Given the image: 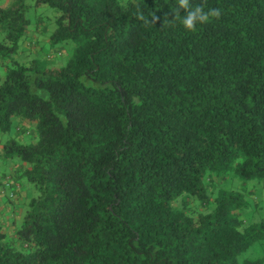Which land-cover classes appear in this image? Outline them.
I'll list each match as a JSON object with an SVG mask.
<instances>
[{
  "label": "trees",
  "instance_id": "obj_1",
  "mask_svg": "<svg viewBox=\"0 0 264 264\" xmlns=\"http://www.w3.org/2000/svg\"><path fill=\"white\" fill-rule=\"evenodd\" d=\"M190 2L221 15L0 4V264H237L264 241V205L246 221L222 185L264 182V0Z\"/></svg>",
  "mask_w": 264,
  "mask_h": 264
},
{
  "label": "rangeland",
  "instance_id": "obj_2",
  "mask_svg": "<svg viewBox=\"0 0 264 264\" xmlns=\"http://www.w3.org/2000/svg\"><path fill=\"white\" fill-rule=\"evenodd\" d=\"M10 1V0H0V4L3 2ZM24 4L28 5L27 7V14H29L32 19L40 14V13H47L51 14V10L45 7H34L33 0H24ZM33 22V21H32ZM65 58L61 59V63L56 62L57 65L63 64ZM13 134V133H12ZM21 143H28L31 141L29 137L20 136L19 138ZM223 188L228 190H238L243 195L247 196V207L242 211V215L246 221H249L250 218L258 217L261 209L259 203L264 205V182L257 181V180H241L236 175L231 172L224 174V179L222 181ZM253 195V196H252ZM2 200L0 199V204ZM257 203V206H255ZM251 258V259H261L262 264H264V241H255L249 247H247L244 251L240 252L237 257V264H240L243 259Z\"/></svg>",
  "mask_w": 264,
  "mask_h": 264
},
{
  "label": "clouds",
  "instance_id": "obj_3",
  "mask_svg": "<svg viewBox=\"0 0 264 264\" xmlns=\"http://www.w3.org/2000/svg\"><path fill=\"white\" fill-rule=\"evenodd\" d=\"M184 15L181 17V12ZM221 10L219 8H212L205 11L204 3L193 6L190 0H177V6L171 14V19L165 22L169 26H175L179 22L182 27L187 31H196L198 23L203 24L210 20V18H219ZM139 19H143L142 15H138Z\"/></svg>",
  "mask_w": 264,
  "mask_h": 264
}]
</instances>
